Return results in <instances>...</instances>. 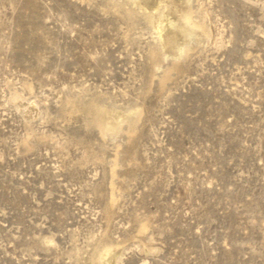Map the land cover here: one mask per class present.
I'll use <instances>...</instances> for the list:
<instances>
[{
  "label": "rangeland",
  "instance_id": "374dc122",
  "mask_svg": "<svg viewBox=\"0 0 264 264\" xmlns=\"http://www.w3.org/2000/svg\"><path fill=\"white\" fill-rule=\"evenodd\" d=\"M124 2L0 0V264H264V0H193L211 36L159 69Z\"/></svg>",
  "mask_w": 264,
  "mask_h": 264
},
{
  "label": "bare ground",
  "instance_id": "6f19581e",
  "mask_svg": "<svg viewBox=\"0 0 264 264\" xmlns=\"http://www.w3.org/2000/svg\"><path fill=\"white\" fill-rule=\"evenodd\" d=\"M124 4L128 6L127 11H139L144 15L149 32L160 41L157 49L150 51V58L155 68L157 66L159 69V63L167 57L177 60L190 50L193 44L195 45L196 43V45H198L199 42L211 36L208 29L209 27L207 28L203 21V23H201L195 20L197 9L196 6L193 5V0H125ZM174 62L175 61H173V63ZM171 67L170 69H176L177 64L174 63ZM167 71L163 73L160 83L169 76V74L167 75L166 73ZM15 100H20V98L16 97ZM36 105L34 101L27 104L22 103V105H20L21 108L24 107L22 113L30 112V115H24L27 121H30L29 118L33 117V115L31 116L32 111L36 112ZM119 111L113 108L108 109L95 101L89 103L85 108L86 115L89 116L90 122L94 124L101 135L107 137L108 140L115 139V136L123 132L122 125L124 123L126 124V129L124 130L126 135L135 132L136 121L138 117H141L139 116L140 109L136 107H127L123 111ZM117 145L118 144H115L114 146ZM115 165L116 161L114 159L112 160V165H110L112 170ZM113 200L114 199L111 198V201ZM143 230H145V225L141 224L138 231L143 232ZM121 249L122 248L118 246V244L112 245L105 240H101L96 245L94 252L90 255V264H120L118 262V257H120L119 254Z\"/></svg>",
  "mask_w": 264,
  "mask_h": 264
}]
</instances>
